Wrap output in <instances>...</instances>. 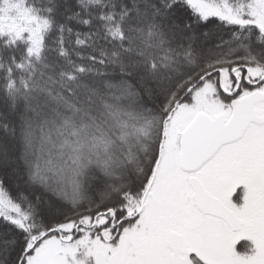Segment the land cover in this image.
Listing matches in <instances>:
<instances>
[{
    "label": "snow or ice",
    "instance_id": "obj_1",
    "mask_svg": "<svg viewBox=\"0 0 264 264\" xmlns=\"http://www.w3.org/2000/svg\"><path fill=\"white\" fill-rule=\"evenodd\" d=\"M0 264H264V0H0Z\"/></svg>",
    "mask_w": 264,
    "mask_h": 264
}]
</instances>
